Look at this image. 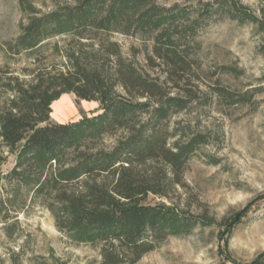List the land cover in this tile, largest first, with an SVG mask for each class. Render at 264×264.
Listing matches in <instances>:
<instances>
[{
	"label": "trees",
	"instance_id": "16d2710c",
	"mask_svg": "<svg viewBox=\"0 0 264 264\" xmlns=\"http://www.w3.org/2000/svg\"><path fill=\"white\" fill-rule=\"evenodd\" d=\"M20 3L27 20L9 49L33 51L54 36H65L67 43L54 46L63 52L62 61L38 64L27 79L0 80V148L7 151L0 150L4 229L10 233L19 213L37 203L70 241L98 246V264H135L166 237L214 224L206 212H190L170 197L209 135L189 131L179 120L171 127L170 121L199 99L200 65L189 48L197 45L200 21L225 16L264 31V0L258 13L239 0H206L197 9L157 0H66L48 11ZM113 32L150 40V51L143 48L146 67L161 76L123 57L118 43L107 38ZM64 93L98 101L99 112L52 120L51 105ZM250 97L217 82L198 103H244ZM106 138L112 139L109 145H103ZM8 155L13 165L3 168ZM255 262L264 264V251Z\"/></svg>",
	"mask_w": 264,
	"mask_h": 264
},
{
	"label": "rangeland",
	"instance_id": "374dc122",
	"mask_svg": "<svg viewBox=\"0 0 264 264\" xmlns=\"http://www.w3.org/2000/svg\"><path fill=\"white\" fill-rule=\"evenodd\" d=\"M65 1L23 0L25 8L32 5L42 11ZM157 1L197 9L206 0ZM239 1L259 12L260 0ZM27 11L20 0H0V80L9 75L27 79L38 64L63 60V52H56L54 46L64 48L65 36L48 38L33 51L16 53L9 49L20 24L27 20ZM107 38L118 43L123 57L147 69L143 48L145 44L150 51V40L119 32ZM195 40L197 45L193 44L189 52L200 65L199 80L195 79L198 89L193 87L199 99L175 114L170 126L179 120L189 131L207 132L210 141L187 161L183 185H176L170 197L179 207L193 213L206 212L216 222L196 226L187 235L166 237L135 264H256L255 258L264 251V31L249 22L214 15L200 21ZM223 65L237 71L223 70ZM147 70L159 74L158 69ZM217 82L236 93L248 91L249 101L229 104L213 100L203 107L198 100L209 96ZM0 96H5L1 86ZM52 105L63 106L65 111L59 114ZM52 105L51 119L59 122L99 112L98 101L77 99L72 93L62 94ZM111 141L106 138L103 145ZM0 150L7 154L5 148ZM12 165V156L8 155L2 167ZM148 200L165 201L154 196ZM99 252L98 246L70 241L56 228L50 212L37 203L19 213L10 233L0 222V264H98Z\"/></svg>",
	"mask_w": 264,
	"mask_h": 264
},
{
	"label": "bare ground",
	"instance_id": "6f19581e",
	"mask_svg": "<svg viewBox=\"0 0 264 264\" xmlns=\"http://www.w3.org/2000/svg\"><path fill=\"white\" fill-rule=\"evenodd\" d=\"M52 107H53V110H55V108H56V112L59 113V114H61V113H63L65 111L64 108H63V106H58L57 107V105L56 106L55 105H52Z\"/></svg>",
	"mask_w": 264,
	"mask_h": 264
}]
</instances>
